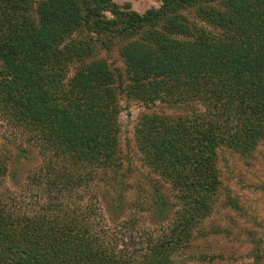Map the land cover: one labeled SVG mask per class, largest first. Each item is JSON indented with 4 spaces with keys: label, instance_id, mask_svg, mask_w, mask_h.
<instances>
[{
    "label": "trees",
    "instance_id": "obj_1",
    "mask_svg": "<svg viewBox=\"0 0 264 264\" xmlns=\"http://www.w3.org/2000/svg\"><path fill=\"white\" fill-rule=\"evenodd\" d=\"M113 50L125 74L103 55ZM122 94L146 108L138 149L160 178L122 220L130 230L152 216L142 238L114 235L100 202L106 186L124 213L133 187ZM0 119L43 162L22 184L37 192L26 201L5 185L11 156L0 152V264H179L218 204L219 146L246 152L264 138V0H162L145 13L112 0H0ZM18 149L15 163L29 158ZM251 256L264 264V247Z\"/></svg>",
    "mask_w": 264,
    "mask_h": 264
},
{
    "label": "rangeland",
    "instance_id": "obj_2",
    "mask_svg": "<svg viewBox=\"0 0 264 264\" xmlns=\"http://www.w3.org/2000/svg\"><path fill=\"white\" fill-rule=\"evenodd\" d=\"M112 2L122 10L130 9L139 13L158 8L162 4V0H112ZM104 13L107 17H112L109 10ZM191 16H194V13H191ZM202 26H205L204 23ZM103 55L109 64L120 67L121 71L124 70L122 58L117 50L110 53L105 51ZM122 73L125 74L124 71ZM120 100L123 168L129 169L128 180L133 187L128 193L124 213L112 209L110 201L112 191L108 192L109 188L106 186L101 189L100 202L107 214L108 227L114 235H121L123 239L128 236L125 234L131 231L134 236L142 238L146 236L149 228L154 229V225H150L151 221L155 220L152 216L142 215L140 225L130 230H124L126 224H123L122 220L126 214L138 211L134 202L149 201L147 198L152 190L151 180L158 177L145 164L136 138L138 119L146 108L141 102L130 99L125 94H122ZM19 147L29 149V158L15 163ZM39 151L35 144L28 143L25 135H19L0 119V152L11 156V174L6 177L5 185L16 190L26 201L33 199L37 193L34 187L22 189V184L25 185L27 176L37 172L38 167L43 164ZM216 153L217 167L221 173L218 204L211 216L199 225L200 232L195 233L193 248L180 252L177 256L179 264H253L252 251L256 245L264 247V138L246 152L223 145L219 146ZM234 203L237 205H233ZM200 253L216 257L212 262L207 260L208 258L198 261L195 257H190Z\"/></svg>",
    "mask_w": 264,
    "mask_h": 264
}]
</instances>
